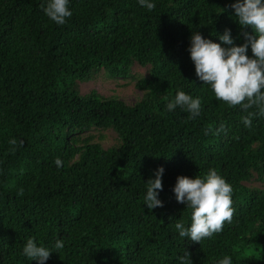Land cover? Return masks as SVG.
<instances>
[{
	"label": "trees",
	"instance_id": "16d2710c",
	"mask_svg": "<svg viewBox=\"0 0 264 264\" xmlns=\"http://www.w3.org/2000/svg\"><path fill=\"white\" fill-rule=\"evenodd\" d=\"M152 2L69 0L58 25L47 0H0V264H39L23 253L28 238L53 251L45 264H182L186 252L192 264H264V115L246 127L189 52L193 32L228 47L226 29L235 45L252 30L235 0ZM180 90L201 99L199 116L167 110ZM221 122L226 134H205ZM161 166L163 207L149 210L146 182ZM210 169L232 186L237 219L193 242L175 229L190 227L191 209L173 188Z\"/></svg>",
	"mask_w": 264,
	"mask_h": 264
},
{
	"label": "clouds",
	"instance_id": "9594fccd",
	"mask_svg": "<svg viewBox=\"0 0 264 264\" xmlns=\"http://www.w3.org/2000/svg\"><path fill=\"white\" fill-rule=\"evenodd\" d=\"M138 2L149 11L156 7L152 0ZM68 4L69 0H47L46 6L42 5V8L52 21L63 25L66 19L72 16ZM231 7L242 30L248 28L252 30L251 33L243 31L245 43L235 45L230 30L227 29L219 38L228 47H222L220 43L204 38L199 32H193L189 52L196 75L204 84L210 85L216 100L231 108L239 106L248 113L242 117L244 125L251 127L255 115H264V0H235ZM249 45L252 56L247 55ZM135 67L142 70V73H134L135 75L148 74L146 67L136 63ZM177 106L185 109L190 113L189 118L194 119L200 115L201 99L193 98L180 90L174 99L166 104L168 111L175 110ZM253 108L257 111H249ZM227 131L225 124L221 122L216 129L209 126L205 134L219 135L226 134ZM19 143L22 145L23 141ZM9 144L13 146L11 150L14 152L17 140L12 138ZM54 163L57 167L63 165L59 157ZM163 172L164 168L161 166L156 170L155 178H150L146 182L147 190L143 203L149 210L163 207V202L158 198V192L163 189ZM173 191L177 202L191 209L190 227L179 221L175 224L181 238L186 237L193 242H200L221 232L225 222L230 223L232 218L237 219L232 207V186L215 169H210L203 177L178 176ZM19 195H23V192L21 191ZM54 247L57 250L62 249L63 241L57 240ZM52 252L42 245L38 246L33 238H28L23 248L24 255L30 260L38 261L39 264H45ZM180 260L182 264H192L189 252L180 257ZM218 264H232L231 257L225 256Z\"/></svg>",
	"mask_w": 264,
	"mask_h": 264
},
{
	"label": "rangeland",
	"instance_id": "374dc122",
	"mask_svg": "<svg viewBox=\"0 0 264 264\" xmlns=\"http://www.w3.org/2000/svg\"><path fill=\"white\" fill-rule=\"evenodd\" d=\"M133 72H136V74H140V73H142V70L135 67L133 69ZM101 88H102V90H104L103 85L101 86ZM126 92H127V94H126L125 98L130 100V101H134L136 96L139 94V92L137 90L136 91L134 90L133 85L128 87L126 89ZM255 185H259V183L256 182Z\"/></svg>",
	"mask_w": 264,
	"mask_h": 264
}]
</instances>
